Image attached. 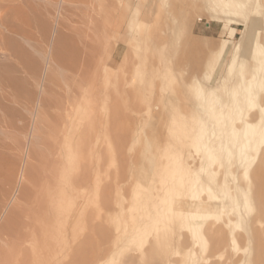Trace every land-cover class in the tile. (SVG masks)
Segmentation results:
<instances>
[{
  "label": "rangeland",
  "instance_id": "1",
  "mask_svg": "<svg viewBox=\"0 0 264 264\" xmlns=\"http://www.w3.org/2000/svg\"><path fill=\"white\" fill-rule=\"evenodd\" d=\"M56 1L70 26L65 78L51 57L62 41L54 14L49 37H37L51 53L34 54L38 84L0 59V76L18 88L0 89V264H183L200 246L179 218L127 239L136 221L180 200L178 163L163 170L161 153L183 145L194 157L186 130L193 81L213 53L195 39L220 42V24L199 15L202 0ZM162 181L168 194L157 191ZM258 209L250 236L240 232L236 244L221 221L208 222L201 264H264Z\"/></svg>",
  "mask_w": 264,
  "mask_h": 264
},
{
  "label": "bare ground",
  "instance_id": "2",
  "mask_svg": "<svg viewBox=\"0 0 264 264\" xmlns=\"http://www.w3.org/2000/svg\"><path fill=\"white\" fill-rule=\"evenodd\" d=\"M0 1L3 2L0 3L2 62H11V66L26 75V82L38 84L40 64L34 54L45 60L51 53L44 45L38 47L37 37L43 40L49 37L50 19L54 14L51 30L55 37H62V41H59L60 52L55 49L51 57L61 70V78H65V37L70 26L57 13V1ZM201 2L203 11L199 15L219 23L225 37L220 42L214 40L216 43L211 38L206 40L205 36V40L200 37L204 41L195 39L194 42L199 47L206 44V49L213 51L209 62L206 61L207 70L193 81L191 100L195 104V113L186 130L190 132L189 144L194 157L184 153L183 145L171 155L161 153L165 157L160 166L163 170L178 163L175 170L178 189H181L176 196L180 200L174 203L177 200L174 199L159 212L149 214L144 222L136 221L135 229L127 239L136 240L135 235L142 233V227L158 231L179 218V228L187 232L195 247L200 246V250L182 255L183 264H201L204 259L202 253L207 247L203 244L204 227L208 222L221 221L236 244L240 232L250 236L251 224L259 215L255 212L264 207V165L260 162L264 155V0ZM76 33L81 32L78 29ZM225 55L227 59L223 61ZM45 63L47 75L51 64L48 60ZM221 67V75L213 80ZM8 75L0 76V89L2 85L17 88L16 81ZM43 80L44 89H50L51 81ZM19 97V93L16 94L13 101H20ZM189 158H193L194 163ZM254 171L258 172L257 181L252 177ZM166 185L162 181L157 191L161 189L162 193L168 194Z\"/></svg>",
  "mask_w": 264,
  "mask_h": 264
}]
</instances>
